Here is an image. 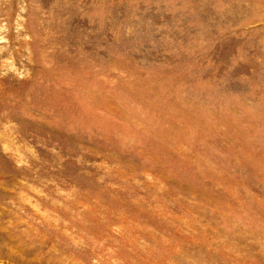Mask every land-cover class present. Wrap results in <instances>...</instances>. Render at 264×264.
<instances>
[{
    "label": "rangeland",
    "instance_id": "374dc122",
    "mask_svg": "<svg viewBox=\"0 0 264 264\" xmlns=\"http://www.w3.org/2000/svg\"><path fill=\"white\" fill-rule=\"evenodd\" d=\"M0 264H264V0H0Z\"/></svg>",
    "mask_w": 264,
    "mask_h": 264
}]
</instances>
